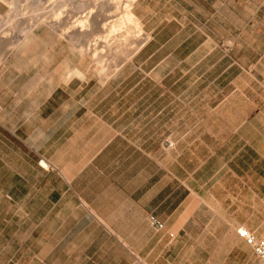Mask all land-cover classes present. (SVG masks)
<instances>
[{
    "label": "crops",
    "instance_id": "0c3cea01",
    "mask_svg": "<svg viewBox=\"0 0 264 264\" xmlns=\"http://www.w3.org/2000/svg\"><path fill=\"white\" fill-rule=\"evenodd\" d=\"M243 1L140 46L133 108L0 74V264H263L237 235L264 226V0Z\"/></svg>",
    "mask_w": 264,
    "mask_h": 264
},
{
    "label": "rangeland",
    "instance_id": "374dc122",
    "mask_svg": "<svg viewBox=\"0 0 264 264\" xmlns=\"http://www.w3.org/2000/svg\"><path fill=\"white\" fill-rule=\"evenodd\" d=\"M32 1L0 0V22L3 23V20H7L13 14H16V21L18 22V27L13 28L6 23L0 25L2 29L0 36H5L4 44L0 46V74L3 73L1 74L2 77L4 75L6 77L11 76L14 84L24 83L30 93L34 89H44L47 93L54 87L64 88L65 85H68L70 80L65 81L66 79H63L67 73L75 68L86 74L84 76L89 81L80 82L77 77H74L70 84H74V79L77 78L79 82L75 84L88 85L91 87L88 92L95 95L106 92L124 94L126 108H133V105L136 104V78L145 76L147 73L136 68V51L138 48L142 45L151 49L175 46L182 37H187L188 33H195L196 31L198 15L196 2H200L209 11L213 10L212 0H135L131 10L136 19L139 20V31L136 32L135 28L128 23L123 24L121 30L130 27L129 50L122 58L117 56L109 58L102 66L106 79L99 80L97 79V72H95L99 69L97 68L99 65L94 66L95 64L89 56L79 54L78 42L68 43L67 40L55 36L49 29L37 26V22L32 19L30 14L34 13L33 8L40 6L33 5ZM49 1L40 0V4L47 5ZM233 1L219 0L220 6L216 3L218 5L216 14H229L232 12L231 7L238 3L244 6L243 0H235V3ZM26 34L30 37L27 38V44L23 43L22 45L20 43L25 42L22 40ZM97 35L99 33L96 29H89L84 33L85 41L88 44L93 43ZM134 36H138L137 44H131V38ZM187 41V45L193 46L196 43V38L195 36L188 37ZM163 51L164 48H161V53ZM175 61L176 59H174ZM174 74L180 76L179 67ZM115 77H119L121 80H112Z\"/></svg>",
    "mask_w": 264,
    "mask_h": 264
},
{
    "label": "bare ground",
    "instance_id": "6f19581e",
    "mask_svg": "<svg viewBox=\"0 0 264 264\" xmlns=\"http://www.w3.org/2000/svg\"><path fill=\"white\" fill-rule=\"evenodd\" d=\"M134 1L135 0H124L122 2L121 0H50L47 5H41L40 0H33L31 3L33 5H39L40 7L33 8L34 13H31L30 16L37 22V26L49 29L60 39H65L68 43L78 42L79 45L77 47L79 54L82 56H89L94 62V66H96V64L99 65V67L97 66L99 69L95 71L97 72V79L104 80L106 78H104L103 64L113 56L122 58L129 50L128 44L130 42L128 43V38L130 37V27L121 30L124 26L123 24L128 23L135 28L136 32L139 31V20L136 19L131 10ZM75 9L77 10L75 11ZM15 15L16 14H13L11 17H8L7 20H3V23L0 22V25L6 23L12 28L16 27L18 22L16 21ZM98 18L99 20L97 21ZM89 29H96L99 33L94 39V42L90 44H88L84 38V33ZM0 31H2L1 27ZM4 37L0 36V46L4 44ZM29 37L30 36L26 34L22 40L25 42L19 43L22 45L23 43L27 44L26 41ZM131 39V44H137L138 36H134V38ZM84 75L86 74L74 68L67 73L63 80L66 79L65 81H68L74 77L83 79L85 77Z\"/></svg>",
    "mask_w": 264,
    "mask_h": 264
},
{
    "label": "built area",
    "instance_id": "2783aa9c",
    "mask_svg": "<svg viewBox=\"0 0 264 264\" xmlns=\"http://www.w3.org/2000/svg\"><path fill=\"white\" fill-rule=\"evenodd\" d=\"M40 164L44 166L45 164L40 161ZM157 229L161 228V224L155 223ZM237 235L244 242L251 247L254 254L262 261L264 264V226L260 233V235H256L253 232L248 231L245 228H239L237 230Z\"/></svg>",
    "mask_w": 264,
    "mask_h": 264
}]
</instances>
